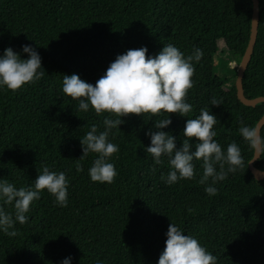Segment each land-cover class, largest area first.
Returning a JSON list of instances; mask_svg holds the SVG:
<instances>
[{
	"label": "trees",
	"instance_id": "trees-1",
	"mask_svg": "<svg viewBox=\"0 0 264 264\" xmlns=\"http://www.w3.org/2000/svg\"><path fill=\"white\" fill-rule=\"evenodd\" d=\"M251 11V0H0V54L6 47L21 52L22 45L31 44L45 70L21 89H0V178L17 188L30 186L47 166L69 179L67 207L42 190L26 214L28 222H16L17 234L0 232V264H61L68 256L71 264H157L171 222L195 236L217 264H264V179L250 173L253 147L239 134L242 122L255 126L264 102L243 105L235 90ZM220 42L237 65L216 73ZM168 43L185 56L194 48L204 54L193 62L186 97L192 112L170 113L172 124L161 130L177 137L179 147L186 119L208 108L217 117L215 139L222 148L234 141L241 149L242 166L215 184L214 195L199 183L202 161H193L194 178L169 185L161 179L169 171L167 157L155 164L145 152L150 145L145 133L157 131L154 121L167 113L122 117L121 131L113 129L109 137L119 145L112 183L90 180L95 153L80 158V139L93 124L102 131L111 114L97 115L91 107L78 111V101L62 91L63 75L77 74L95 85L117 55L146 46V55L154 56ZM243 90L247 98L264 96V0H259L257 39ZM212 99L220 105H211ZM191 142L194 150L196 141ZM254 165L264 170V145Z\"/></svg>",
	"mask_w": 264,
	"mask_h": 264
},
{
	"label": "clouds",
	"instance_id": "clouds-1",
	"mask_svg": "<svg viewBox=\"0 0 264 264\" xmlns=\"http://www.w3.org/2000/svg\"><path fill=\"white\" fill-rule=\"evenodd\" d=\"M22 53L27 54L26 59L22 58ZM147 53V47L142 46L117 55L95 85L77 74L63 75L62 91L78 101V111L86 112L91 107L97 115L105 112L111 114L103 119L102 131H98L97 125L93 124L80 139V158L90 152L96 154L88 169L89 178L93 182L112 183L118 175L112 158L119 152V145L109 137L113 129L120 130L119 126L124 123L122 117L129 114L151 113L156 116L167 113L163 119L154 121L157 131L149 129L145 133L150 138V145L144 148L145 152L151 154L155 164H160L161 158L167 157L169 171L166 177L161 174V179L169 185L194 178L193 161H202L203 174L199 183L205 185L207 194L214 195L217 191L215 184L242 166L238 144L233 141L223 149L215 139L216 115L208 108H201L198 116L187 118L183 128L185 139L179 147L177 137L161 130L172 124L170 113L186 117L192 112L193 107L186 97L193 86V62L201 60L203 50L194 48L192 54L185 56L174 44L168 43L163 44V48L154 56ZM44 74L41 57L31 44L22 45L21 52L6 47L0 54V89H21L26 84L40 80ZM211 105L220 104L212 99ZM113 116L115 118H111ZM239 134L253 148L264 145V136L258 135L254 126L242 122ZM193 138L196 141L194 150L191 142ZM77 171H83V168L77 165ZM68 188L69 179L65 172L50 170L47 166L38 173L30 186L17 188L14 183L0 178V232L15 236L16 222H28L29 216L26 214L33 201L40 198L42 190L52 194L59 206L67 207ZM7 205H11L14 211H7ZM165 235V247L157 264H217V257L195 236L185 234L177 224L171 222ZM71 261L72 257L68 256L61 264H71ZM96 264L103 262L98 260Z\"/></svg>",
	"mask_w": 264,
	"mask_h": 264
},
{
	"label": "water",
	"instance_id": "water-1",
	"mask_svg": "<svg viewBox=\"0 0 264 264\" xmlns=\"http://www.w3.org/2000/svg\"><path fill=\"white\" fill-rule=\"evenodd\" d=\"M252 1V11H251V20H250V33L249 39L246 45V48L241 56L238 68H237V76L235 79V90L237 99L246 106H255L257 103L264 102V96H258L255 98H247L244 95L243 90V77L244 72L247 68V65L251 59V55L254 50V46L257 39L258 33V25H259V0H251ZM264 126V113L258 119L255 124V128L257 129L258 135L261 136V129ZM262 153V145H257L256 148H253V155L251 159L248 161V169L250 173L254 176L256 180L264 179V170L257 168L254 163L260 158ZM254 157H257L253 160ZM253 160V161H252ZM252 163L249 164V162Z\"/></svg>",
	"mask_w": 264,
	"mask_h": 264
},
{
	"label": "rangeland",
	"instance_id": "rangeland-1",
	"mask_svg": "<svg viewBox=\"0 0 264 264\" xmlns=\"http://www.w3.org/2000/svg\"><path fill=\"white\" fill-rule=\"evenodd\" d=\"M228 65L235 67L237 65V59L236 57L230 56L227 53L225 45L220 42L216 46L213 71L216 73L224 72Z\"/></svg>",
	"mask_w": 264,
	"mask_h": 264
}]
</instances>
